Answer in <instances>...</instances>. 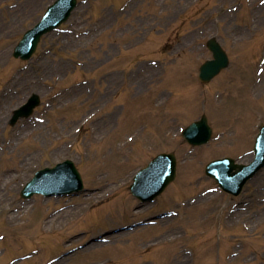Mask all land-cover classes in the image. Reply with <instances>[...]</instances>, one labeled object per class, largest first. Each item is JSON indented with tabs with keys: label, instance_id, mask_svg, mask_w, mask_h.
Instances as JSON below:
<instances>
[{
	"label": "rangeland",
	"instance_id": "rangeland-1",
	"mask_svg": "<svg viewBox=\"0 0 264 264\" xmlns=\"http://www.w3.org/2000/svg\"><path fill=\"white\" fill-rule=\"evenodd\" d=\"M44 1L30 10L29 0H0V25L14 22L16 34L0 39V50L16 43ZM236 1L82 0L70 17L75 26L44 36L31 59L12 63L5 54L0 92H17L0 96V264H220L232 242L241 260L264 264V167L236 197L206 193L216 184L205 164L250 155L264 124V70L257 72L264 6L234 25L223 13ZM16 2L27 15L12 12ZM210 36L230 65L202 84L198 67L211 57ZM32 92L42 99L33 114L41 122L10 126V113ZM202 113L213 135L191 146L180 131ZM159 152L175 153L177 175L153 202L140 204L129 185ZM67 158L78 165L83 191L20 196L38 169ZM219 216L240 227L239 238L230 242L236 232L217 229ZM212 237L218 243L205 247Z\"/></svg>",
	"mask_w": 264,
	"mask_h": 264
},
{
	"label": "water",
	"instance_id": "water-1",
	"mask_svg": "<svg viewBox=\"0 0 264 264\" xmlns=\"http://www.w3.org/2000/svg\"><path fill=\"white\" fill-rule=\"evenodd\" d=\"M27 41V40H26ZM26 41H23V42H26ZM16 54H22L20 51H17L16 52ZM24 57H26L25 55H23ZM18 114H21V113H17V115ZM204 126H205V122L204 121H202V122H198V123H195L193 126H192V128H195V129H197V128H204ZM191 129V128H190ZM187 131H189V129H187ZM193 131H191L190 132V134H189V139L191 140V137H194V136H191L193 133H192ZM208 135V132H206L205 133V136L203 137V139L201 140V141H203L204 140V138L206 137ZM198 141H200V140H198ZM195 142H197V140L195 141ZM161 159V157H158L157 159H156V161L157 160H160ZM171 168H172V170H173V165L171 164ZM244 176V175H243ZM149 177V176H148ZM148 177H147V181H148ZM164 178V181H162V179ZM162 179L160 178L158 181V183L159 184H162L163 185V182H165V181H167V180H169L170 178H171V176L169 175H166V176H164ZM155 178L154 177H151L149 180H154ZM139 181V180H138ZM157 183V184H158ZM157 184H155V186L157 185ZM159 184L156 186V188L152 191V193H151V195L153 194V193H155V192H157V191H159L158 189H161L162 188V185L160 186V187H158L159 186ZM144 184H142V186H143ZM30 187L29 188H32L33 186H34V184H30L29 185ZM73 186L74 185H67V186H65V187H62V189H66V190H71L72 188H73ZM28 188V187H27ZM32 190V189H31ZM44 191H46V189H44ZM32 191H30L29 193H31Z\"/></svg>",
	"mask_w": 264,
	"mask_h": 264
},
{
	"label": "bare ground",
	"instance_id": "bare-ground-1",
	"mask_svg": "<svg viewBox=\"0 0 264 264\" xmlns=\"http://www.w3.org/2000/svg\"><path fill=\"white\" fill-rule=\"evenodd\" d=\"M254 85H255V84H253V86H254ZM250 87H251V86H250ZM6 96L8 97V99H12V98L15 97L14 95H12L11 91L8 92V93L6 94ZM79 210H81V208H80ZM74 219H75L74 216H70V215H69V217H68V222H71V221H73Z\"/></svg>",
	"mask_w": 264,
	"mask_h": 264
}]
</instances>
